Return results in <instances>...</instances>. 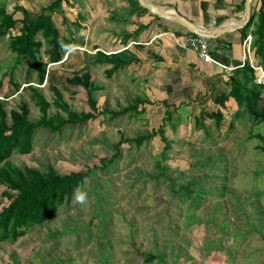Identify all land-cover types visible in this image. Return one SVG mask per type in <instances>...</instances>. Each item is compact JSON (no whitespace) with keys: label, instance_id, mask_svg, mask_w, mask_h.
I'll return each instance as SVG.
<instances>
[{"label":"rangeland","instance_id":"1","mask_svg":"<svg viewBox=\"0 0 264 264\" xmlns=\"http://www.w3.org/2000/svg\"><path fill=\"white\" fill-rule=\"evenodd\" d=\"M52 1L0 0V5L8 13L16 6L39 12ZM81 1L63 0L64 15L54 12L64 39L76 44L62 52L60 61L51 62V45L41 33L36 37L38 55L46 63L43 84L36 69L29 72L28 58L16 64L10 34L0 38V100L8 120L22 102L31 119L40 117L31 87L50 102V114L67 115L54 104L56 92L70 110L89 111L86 89L67 81L74 71H88L94 85L101 86L94 92L100 111L105 105L122 109L137 98L147 102L139 114L115 119L101 114L55 133L39 129L31 153L11 156L20 167L93 172L80 186L87 193L86 205L74 203L73 195L54 219L28 229L15 242H0V264H264V119L255 122L231 100L221 111L218 129L208 116L218 106L205 98L204 81L180 77L167 65L160 71L141 60L108 75L111 64L96 62L97 50L114 53L129 47L132 56L145 50L125 38L136 39V31L122 30L126 25L116 17L94 14L98 6L92 0ZM11 69L19 88L10 81ZM263 79L256 72V82ZM178 90H187L189 101L177 105L172 95ZM166 111L171 119L165 122ZM163 124L166 150L159 135L140 146L115 148L121 139L151 134ZM116 151L113 162L101 168L100 159ZM2 190L0 209L7 203ZM137 250L156 258L147 261Z\"/></svg>","mask_w":264,"mask_h":264},{"label":"trees","instance_id":"2","mask_svg":"<svg viewBox=\"0 0 264 264\" xmlns=\"http://www.w3.org/2000/svg\"><path fill=\"white\" fill-rule=\"evenodd\" d=\"M62 2L63 0H53L47 6L42 7L39 12H32L23 6H16L13 12L8 13L5 7L0 5V38L10 34L9 48L16 54V64H21L24 58H28L31 62L29 72L36 69L39 84L44 82L46 63L42 62L38 55L40 49V43L36 39L38 33H41L51 45L49 53L51 62L60 61L62 52H66L76 45L72 41L70 42V39L67 41L64 39L53 18L54 12L64 15L61 10ZM258 2L260 3L258 4ZM135 5L139 10H146L138 2ZM17 11L22 13L20 19L15 17ZM63 23L69 28L66 16H63ZM74 26H77V24H74ZM249 31L253 35L252 50L254 59L257 60L256 64L258 63L264 69V0L253 1L251 20L239 29L242 39L247 36ZM130 36L127 35L126 40ZM96 54V62L111 64L107 71L108 75L140 61L137 56H132L127 49L115 53L97 50ZM211 54L213 56L212 52ZM10 73V81L13 82L15 87L19 88L20 83L14 80L13 69ZM255 78L256 71L249 64L236 67L223 80L224 84L229 86L228 89L222 90L218 94L214 89H209V93H207L215 103L224 108L228 101L234 100L238 108L248 110L254 121L260 122L264 119V96H261L264 89V79L258 83ZM67 81L72 85H80L86 89L89 111L74 112L70 110L62 95L56 92L54 104L67 115L50 114V102L36 87H31L32 98L40 112V117L35 120L31 119L27 103L22 102L18 109L11 111V121H9L8 113L0 100V186L3 187L1 195L7 200V203L3 204L0 209V242H15L24 236L28 229L54 219L61 207L70 201L75 189L84 185L93 172L92 169L87 168L86 170L62 174L51 165L42 170L29 165L20 167L11 162L10 158L13 154H29L32 152L34 136L39 129L55 133L61 132L68 125L85 124L101 114H108L110 119L118 118L126 113L139 114L144 110L143 106L141 108L139 106L147 102L145 99L137 98L136 102L122 109H110L108 105H105L100 111L94 92L100 89L101 86L94 85L88 71L82 73L74 71L71 76L67 77ZM165 106H170L167 100H165ZM221 111L218 109L208 114L214 120L218 129L223 119ZM170 119L171 114L166 111L164 121ZM202 126L208 135L209 131L204 123ZM164 131L163 124L158 129L153 130L151 134L123 138L115 145V148L117 149L123 143H135L140 146L150 137L159 135L166 150L169 148V144ZM117 154L118 151L111 158H101L100 167L105 168L108 163L113 162L114 156H117ZM137 252L147 261L156 258L152 254H145L138 250Z\"/></svg>","mask_w":264,"mask_h":264},{"label":"crops","instance_id":"3","mask_svg":"<svg viewBox=\"0 0 264 264\" xmlns=\"http://www.w3.org/2000/svg\"><path fill=\"white\" fill-rule=\"evenodd\" d=\"M78 1L82 3L81 0ZM148 1L158 6L176 8L180 14L192 20L203 29H213L221 24L236 27L239 21L244 18L245 14V0ZM93 2L98 6L97 8L94 7V14H105L110 17H116V20L114 19L116 22L120 21L126 25V29L122 27V30L127 33L131 32V34L136 31V39L130 36V44H139L145 50V52L142 51L137 55L140 61L154 64L157 70L160 71L165 70L163 66L167 65L170 71L175 74L177 73L176 75L180 77L197 81L202 79L207 85L204 93L205 98L211 100L214 105L218 106L216 110L224 109V107L215 103L208 93L209 89H214L217 94L222 90L228 89L229 86H226L223 80L236 67H240L243 61L244 39H242L239 29L224 32L216 38H207L210 45V52L213 53V58L219 64L205 63L201 61L197 51L180 44V39L183 36L192 33L173 17L158 16L149 12L147 9L139 10L135 5L138 0H92ZM128 48L126 47L125 49ZM152 48L155 52L154 54L150 52ZM224 66H232L234 69L232 71H226ZM168 87L172 90L171 86L168 85ZM200 92L199 90L196 93L201 96ZM187 93V90L174 92L172 96L178 100L177 105L186 98ZM185 100L189 101L187 98Z\"/></svg>","mask_w":264,"mask_h":264},{"label":"water","instance_id":"4","mask_svg":"<svg viewBox=\"0 0 264 264\" xmlns=\"http://www.w3.org/2000/svg\"><path fill=\"white\" fill-rule=\"evenodd\" d=\"M253 1L254 0H245L244 18L239 21V24L236 27H230L226 26L225 24H221L213 29H203L199 27L196 23H194L192 20L180 14L176 8L158 6L148 0H138L139 5L149 10V12L158 16H171L192 33L204 36L206 38H216L224 32L244 27L251 20Z\"/></svg>","mask_w":264,"mask_h":264},{"label":"built area","instance_id":"5","mask_svg":"<svg viewBox=\"0 0 264 264\" xmlns=\"http://www.w3.org/2000/svg\"><path fill=\"white\" fill-rule=\"evenodd\" d=\"M252 42H253V35L251 33H248L247 36L243 40V61L240 65V67L249 64L250 67H252L256 72H261L264 74V69L261 65L254 64L253 62V50H252ZM180 44L182 46H188L197 51L199 58L201 61L205 63H215L219 64L218 61H216L211 52L210 47L208 44V39L204 36L198 35V34H189L185 35L180 39ZM224 69L226 71H232L234 67H226L224 66ZM260 81V79H258Z\"/></svg>","mask_w":264,"mask_h":264},{"label":"clouds","instance_id":"6","mask_svg":"<svg viewBox=\"0 0 264 264\" xmlns=\"http://www.w3.org/2000/svg\"><path fill=\"white\" fill-rule=\"evenodd\" d=\"M74 203L84 206L88 203V197L86 191L78 186L74 191Z\"/></svg>","mask_w":264,"mask_h":264}]
</instances>
